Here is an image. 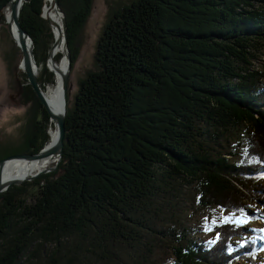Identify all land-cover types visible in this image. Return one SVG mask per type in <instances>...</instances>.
Segmentation results:
<instances>
[{"label":"trees","instance_id":"trees-1","mask_svg":"<svg viewBox=\"0 0 264 264\" xmlns=\"http://www.w3.org/2000/svg\"><path fill=\"white\" fill-rule=\"evenodd\" d=\"M44 1L20 15L35 55L51 36ZM121 1L68 99L57 171L0 194V264H150L161 247L172 264H263L255 231L217 224L203 246L185 219L195 203L261 220L249 207L264 199V0ZM94 3L60 0L73 68ZM24 94L34 124L0 159L50 140L48 112L30 85Z\"/></svg>","mask_w":264,"mask_h":264},{"label":"rangeland","instance_id":"rangeland-1","mask_svg":"<svg viewBox=\"0 0 264 264\" xmlns=\"http://www.w3.org/2000/svg\"><path fill=\"white\" fill-rule=\"evenodd\" d=\"M121 2V0H95L91 17L85 27L79 33L80 56L77 63L75 64V67H71L70 70L69 91L67 95L68 99H70L72 95L76 93L80 80L85 75H87L89 71L95 70L96 66L94 64L93 57L95 52V45L103 31V27L107 21L108 14L110 13L111 9L113 7L121 5ZM4 19V24L0 25V147L2 148V150L9 151L19 147L20 141L18 139H20L24 134L27 133L29 125L32 126L34 124L33 113L36 112V109L33 100L32 106H30L27 110L26 105L25 107L22 106L23 104L20 101L25 95V87H27V85L29 84L27 83V79L25 77V71L20 67V60L22 55L21 49L16 45L12 36L9 34L8 25L6 22L8 18L6 17V15L4 16ZM48 32L51 34V36L45 38L46 45L41 46V48L37 51V54H34L38 62L36 63L37 69L38 66H40L41 68L38 79L41 87L43 86L42 89H46V87H48L49 85L47 83H44L45 79H48L49 77L53 78L54 74L49 66L47 68V64H49L50 54H53L52 51L56 44L54 35L47 24V33ZM55 57L56 61L58 62L63 59L62 55L57 54V52L55 54ZM262 60L263 61L257 64L258 68L264 67V57H262ZM51 128H55V126L50 119L48 128L49 135V131ZM243 133L244 136H241L240 139L242 140V143H245L243 142L244 140L242 137H246L247 134L245 132ZM238 143L239 138H237L235 141L233 151H236L235 153H237V160L239 161L242 149L236 146ZM236 147L237 149L234 150ZM54 167L49 171V173H43L41 176L55 173L57 171V168L53 170ZM262 174L263 173L261 171L259 173V177ZM33 180L35 179L31 178L25 182H31ZM262 180L264 179L262 178ZM194 207H198V205L195 203L191 205L185 219L186 227L188 229H191V233L188 239H192L194 242H197L198 244L203 246H211L218 239L217 234L213 230V227L217 224L231 222L242 225L247 230L253 231L254 229H257L262 231V229H264V199L260 200V203L257 207H249V211L253 214H256L262 221L250 218L251 216L249 217L248 215H239L230 211H225L218 207L209 209L197 208L192 211L191 208ZM248 239H252L251 234L248 235ZM233 243L237 245V247L242 245V242L239 240H234ZM252 251H256V248H254ZM258 259L260 262L264 263V251L259 255ZM169 262H172L171 250H169V248L167 247H161L156 252L150 264H169Z\"/></svg>","mask_w":264,"mask_h":264},{"label":"bare ground","instance_id":"bare-ground-1","mask_svg":"<svg viewBox=\"0 0 264 264\" xmlns=\"http://www.w3.org/2000/svg\"><path fill=\"white\" fill-rule=\"evenodd\" d=\"M64 13V11H63ZM59 12L55 6V0H45L44 8H43V18L45 21L51 22V31L55 38V47L49 58V68L54 73L53 81L51 84L43 89L44 97L46 98L50 108L54 113H62L64 109V98L62 93V75L67 71L69 66L68 56L66 54V44L64 42V32H63V16L64 14ZM6 17L9 21V11L6 12ZM66 15V14H65ZM67 20V19H66ZM47 23V22H46ZM11 36L18 46L19 42V31L15 25L9 27ZM28 50L32 58V65L37 76L40 73V66L36 63V57L34 55V46L28 41ZM61 54L62 60L60 62L56 61L55 54ZM55 57V58H54ZM22 69V68H21ZM23 70V69H22ZM69 106V105H68ZM54 125V124H53ZM51 135V140H49L48 145L53 147L58 140V130L56 128H51L49 131ZM49 135V138H50ZM44 148V147H43ZM42 148V149H43ZM38 154V153H37ZM23 155V154H18ZM36 155V154H34ZM59 157L57 154H53L46 157L35 158L31 160H23V159H13L5 162L0 166V178L2 182L10 183L13 181H22L30 178H34L35 176L41 173H49V171L58 163Z\"/></svg>","mask_w":264,"mask_h":264},{"label":"water","instance_id":"water-1","mask_svg":"<svg viewBox=\"0 0 264 264\" xmlns=\"http://www.w3.org/2000/svg\"><path fill=\"white\" fill-rule=\"evenodd\" d=\"M26 0H11L5 7L3 11L0 13V25L2 24V20L6 14L7 11H9V21L7 22L8 25V31L9 34L11 35L10 28L11 26L15 25L19 31V42L18 46L21 49V60H20V67L25 71L26 77L28 79L29 85L33 88L34 92L36 93L40 103L43 105V107L46 109L48 112L50 119L52 120V123L54 124L55 128L58 130V140L57 143L53 146L50 147L48 144L44 146V148L36 155H28V154H23V155H13L8 158H5L0 161V166L3 165L5 162L13 159H23V160H31L35 158H40V157H46L50 156L53 154H57L59 157L58 163L56 164L59 165L61 163L63 153H64V142H65V137H66V128H65V121H66V114H67V105H68V91H69V82H70V70L72 67V59H71V54L69 50V43H68V27H67V20H66V15L63 13V10L60 6V0H55V6L58 9L59 12L63 13V32H64V42L66 44V54L68 56L69 60V66L67 71L62 75V93H63V98H64V109L62 113H54L52 109L50 108L46 98L44 97V92L41 87V84L39 82L38 76L34 70V67L32 65V58L33 56L31 55L32 53L29 52L28 50V41L32 44L33 41L30 38V36L27 34V32L22 28L20 24V15L22 8L25 4ZM45 3V1H44ZM44 8V7H43ZM42 19L43 18V11L41 15ZM48 26L51 27V22L46 21ZM51 55V54H50ZM54 167L53 170H55L57 167ZM52 170V171H53ZM43 173L35 176L32 179H36L39 176H41ZM31 179V178H30ZM26 180L22 181H13L10 183H5L1 181L0 178V194L7 192L11 186L13 185H18L21 184Z\"/></svg>","mask_w":264,"mask_h":264},{"label":"flooded vegetation","instance_id":"flooded-vegetation-1","mask_svg":"<svg viewBox=\"0 0 264 264\" xmlns=\"http://www.w3.org/2000/svg\"><path fill=\"white\" fill-rule=\"evenodd\" d=\"M24 93H25V91H24ZM20 99H21V97H20ZM20 101H21L22 104H23L22 106L25 107V105H26V110H27L30 106H32V100H29L25 95L23 96L22 100H20ZM18 107H19V106H18ZM43 120H44V119H43V116H42V115L40 116V113H39V115H37L36 118H35V123H36V126L38 127L39 130H40V128L42 127V123L44 122ZM36 121H37V122H36ZM24 124H25V119H24ZM32 126H33V125H32ZM24 135H25V134H24ZM24 135L19 139L21 143L23 142ZM25 138H26V139H30V136H26ZM29 141H31V140H29ZM29 141L27 142V145H28ZM30 145L32 146V144H30ZM21 154H25V153H21ZM14 155H17V154H14ZM0 160H2V159H0Z\"/></svg>","mask_w":264,"mask_h":264},{"label":"snow or ice","instance_id":"snow-or-ice-1","mask_svg":"<svg viewBox=\"0 0 264 264\" xmlns=\"http://www.w3.org/2000/svg\"><path fill=\"white\" fill-rule=\"evenodd\" d=\"M169 264H172V262H169Z\"/></svg>","mask_w":264,"mask_h":264}]
</instances>
